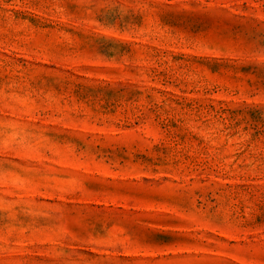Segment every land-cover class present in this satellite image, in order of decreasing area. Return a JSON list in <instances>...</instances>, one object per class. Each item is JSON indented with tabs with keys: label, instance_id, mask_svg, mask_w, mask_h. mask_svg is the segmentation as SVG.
I'll use <instances>...</instances> for the list:
<instances>
[{
	"label": "rangeland",
	"instance_id": "obj_1",
	"mask_svg": "<svg viewBox=\"0 0 264 264\" xmlns=\"http://www.w3.org/2000/svg\"><path fill=\"white\" fill-rule=\"evenodd\" d=\"M0 264H264V0H0Z\"/></svg>",
	"mask_w": 264,
	"mask_h": 264
}]
</instances>
